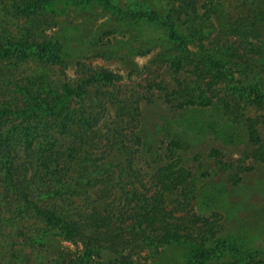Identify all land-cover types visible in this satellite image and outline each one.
Segmentation results:
<instances>
[{
  "label": "rangeland",
  "instance_id": "1",
  "mask_svg": "<svg viewBox=\"0 0 264 264\" xmlns=\"http://www.w3.org/2000/svg\"><path fill=\"white\" fill-rule=\"evenodd\" d=\"M24 1L0 0V39L63 38L68 55L64 65L0 58V112L8 105L25 110L33 103L30 95L36 103L41 95L68 96L70 129L59 126L65 116L53 115L34 124L32 134L66 133L69 150L102 163L90 168L86 194L74 207L113 214L111 230L123 235L130 229L132 239L161 229L162 212L177 228L226 234L264 254V102L258 106L237 93L253 86L264 95V56L244 52L231 32L253 0H113L116 10L90 5L55 14L24 9ZM118 9L158 12L175 24L186 46L171 41L166 27ZM254 43L264 50V35ZM210 59L222 61L227 79H215ZM107 73L116 78L107 80ZM174 139L180 149L172 146ZM79 167L73 163L74 172ZM166 167L186 172L170 192L162 188L172 178ZM11 191L12 205L0 196V264L75 263L82 246L43 232L38 196ZM153 199L155 213L146 214ZM127 248L129 264H184L175 245L153 253L133 242Z\"/></svg>",
  "mask_w": 264,
  "mask_h": 264
},
{
  "label": "trees",
  "instance_id": "2",
  "mask_svg": "<svg viewBox=\"0 0 264 264\" xmlns=\"http://www.w3.org/2000/svg\"><path fill=\"white\" fill-rule=\"evenodd\" d=\"M90 5H97L106 10L117 8L113 0H38L35 2L26 0L21 6L24 9L28 6L34 13L50 11L55 14ZM249 7L248 15L234 23L231 32L240 40L244 52L264 56L263 46L254 43L264 35V0H253ZM118 10L133 20H147L166 27L171 41L180 44L181 47L186 46V39L179 34L175 24L162 21L158 12L150 10L131 13ZM246 23L252 24L248 26ZM34 24L38 27L42 26L41 23ZM65 51L63 38L38 41L26 34L18 38L0 39V58L16 57L23 60L37 57L54 65H64L68 55ZM210 61L216 67L215 79H220L221 74H224L227 79L228 76L221 71L224 67L222 61L216 59H210ZM105 78L111 81L116 77L112 73H107ZM65 91L72 94L68 86ZM237 93L240 98H251L252 102L258 106H262L264 102V95L257 87H241L237 89ZM67 97L58 96L55 99L49 95L48 97L41 95L40 101L36 103V97L30 95V101L33 103L28 104L25 110L8 105L0 112V183L6 190V193L0 196L5 200L3 203L5 205L10 204V200L13 201L12 198L15 196L11 191L13 189L19 193L18 196L22 194L28 198L38 196L40 205L37 204L36 208L42 207L44 210L40 211L43 215V220L41 219L43 232L50 235L52 240L59 238L82 246L73 264H112L111 262L129 264L124 261L126 256L124 247L132 248V242L136 246L147 245L151 250L150 253L161 247L175 245L182 251L181 258L184 264H264V254L256 248L246 249L226 234L219 233L216 237L209 232H198V229L189 231L182 227L177 228L173 223H168L162 212L157 216L158 220L162 216V219L158 221L161 223V229L157 228L152 233L147 232V235L137 233L132 239L130 229L124 230L123 235L115 234L111 230L114 222L111 220L113 214L106 217L100 209L86 213L82 211L83 209L75 208L72 202L86 194L83 191L85 188L82 187L88 184L92 177L93 172L90 168L101 169L102 163L98 161L99 159L89 158L78 149L69 150L68 147L72 143L71 139L65 137L66 133L63 137L32 134L33 131L35 132L34 124H42L53 115L65 116L59 126L64 125L63 130L70 129L68 117L71 112L68 110L67 113L65 112L68 108ZM72 142L75 140L73 139ZM179 143L180 141L174 139L172 146L180 149ZM74 162H78L80 166L76 172L72 168ZM83 162L84 165L81 167ZM131 163L129 161V165ZM170 169L171 167H166L165 170ZM121 171L125 173L127 168L123 167ZM169 172L172 178L164 181L166 184L162 187L167 190L166 192H170L173 188L177 189V186L182 185L183 180L186 179V172L183 169L179 172L172 169ZM94 180L95 183L97 179ZM44 199L51 200L52 204L45 203ZM156 200L153 199L154 203L145 206L146 214L155 213L152 208H155ZM67 202L70 204H66ZM33 204L36 203L33 201Z\"/></svg>",
  "mask_w": 264,
  "mask_h": 264
}]
</instances>
